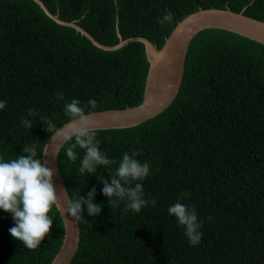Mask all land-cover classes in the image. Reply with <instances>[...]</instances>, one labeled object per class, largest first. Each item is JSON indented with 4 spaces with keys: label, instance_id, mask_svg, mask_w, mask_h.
<instances>
[{
    "label": "trees",
    "instance_id": "trees-1",
    "mask_svg": "<svg viewBox=\"0 0 264 264\" xmlns=\"http://www.w3.org/2000/svg\"><path fill=\"white\" fill-rule=\"evenodd\" d=\"M52 15L77 25L104 46L143 37L161 49L176 25L206 9H229L264 21V0H41ZM165 11L171 23L160 24ZM149 64L144 45L103 51L73 28L58 25L33 0H0V156L14 159L48 139L41 117L57 129L70 122L64 102L81 101L86 114L122 110L143 101ZM64 93L58 100L56 92ZM89 99L97 101L90 108ZM29 109L32 128L20 121ZM101 150L117 161L139 150L151 175L140 212L125 202L108 203L98 178L112 168L80 175L79 158L60 150L58 168L70 198L96 188L102 212L78 220L80 241L70 264H264V45L234 33L209 29L191 42L180 90L158 116L128 129L99 130ZM190 193L185 197L184 193ZM194 207L203 233L195 247L168 214L177 201ZM53 227L36 249L15 241L10 214L0 211V264H51L64 239L55 208Z\"/></svg>",
    "mask_w": 264,
    "mask_h": 264
},
{
    "label": "clouds",
    "instance_id": "clouds-1",
    "mask_svg": "<svg viewBox=\"0 0 264 264\" xmlns=\"http://www.w3.org/2000/svg\"><path fill=\"white\" fill-rule=\"evenodd\" d=\"M172 21L171 11H165L157 20L160 24ZM55 95L58 100H64L62 91H57ZM87 104L94 109L97 101L89 99ZM6 105V100H0V111H3ZM63 111L70 121L78 125L71 134H65L61 129H57L55 123L48 117L42 116L41 119L48 133L57 132L58 139L62 140L61 144L72 141L64 153L69 161L77 160L79 154L76 149L83 150V156L79 158L80 175H94L99 166L111 169L115 165L107 179L104 176L98 178V182L102 184L101 193L108 198V203L118 205L119 201H124L125 210L133 212H140L149 204L155 207V199L145 198L142 182L151 175L152 169L148 161L142 162L137 158L141 154L140 151L123 152L119 161L109 158L107 153L101 150L97 133L93 130L92 122L88 119L81 101L77 99L65 101ZM38 115L36 110L29 109L20 121L21 126L31 129L32 121L29 117ZM37 157L35 143L24 146L22 153L14 159L6 160L0 156V211L12 217L14 223L9 228L11 237L28 249L38 248L49 235L54 221L53 210L58 206V195L53 183L54 171ZM95 196L96 188L93 187L87 198L81 194L72 198L66 210L68 216L81 220L85 210L89 217L100 215L103 207L95 202ZM184 196L189 197L190 193L185 192ZM167 211L183 227L188 243L193 247L199 245L203 233L200 231L202 221L196 209L178 200L170 205Z\"/></svg>",
    "mask_w": 264,
    "mask_h": 264
},
{
    "label": "water",
    "instance_id": "water-1",
    "mask_svg": "<svg viewBox=\"0 0 264 264\" xmlns=\"http://www.w3.org/2000/svg\"><path fill=\"white\" fill-rule=\"evenodd\" d=\"M33 1L58 25L73 28L103 51H116L132 43L144 45L149 68L142 103L139 106L122 110H106L87 114L94 131L133 128L165 111L173 103L180 90L189 46L200 32L209 29L224 30L264 45V21L247 17L244 11L236 13L229 9L212 8L198 10L181 20L161 49L143 37L123 40L119 32L117 33L119 43L108 47L99 43L92 35L79 27L77 22L61 21L58 16L51 14L41 0ZM77 126L76 122L70 121L58 129L65 134H71ZM61 143L62 140L58 139L55 131L45 144L41 158L47 167L54 171L53 183L58 195L56 209L65 230L60 250L51 264H70L80 241L79 222L68 216L66 211L71 198L58 168V156L66 144ZM45 153L47 154L44 155Z\"/></svg>",
    "mask_w": 264,
    "mask_h": 264
}]
</instances>
